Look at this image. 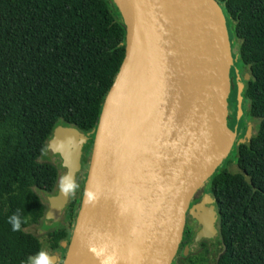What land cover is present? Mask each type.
<instances>
[{
    "label": "water",
    "instance_id": "obj_1",
    "mask_svg": "<svg viewBox=\"0 0 264 264\" xmlns=\"http://www.w3.org/2000/svg\"><path fill=\"white\" fill-rule=\"evenodd\" d=\"M111 1L125 27L124 58L92 132L61 264H99L87 246L93 232L115 249L117 264H170L192 196L235 141L226 126L228 29L215 0ZM87 140L73 127L57 126L46 145L74 181ZM88 188L99 192L95 205L84 203ZM68 201L58 183L47 199L45 226L59 222ZM197 212L204 226V213Z\"/></svg>",
    "mask_w": 264,
    "mask_h": 264
},
{
    "label": "trees",
    "instance_id": "obj_2",
    "mask_svg": "<svg viewBox=\"0 0 264 264\" xmlns=\"http://www.w3.org/2000/svg\"><path fill=\"white\" fill-rule=\"evenodd\" d=\"M215 1L230 30L232 62L248 75L244 116L257 124L248 142L234 144V160L225 158L203 186L218 210L222 264H264V0ZM124 48L125 27L111 0H0V264H28L41 251L26 229L44 226L47 208L36 191L52 195L59 175L39 159L53 130L64 126L88 137L81 160L88 164ZM79 182L60 227L46 233L52 252L64 253L69 243ZM17 213L24 222L14 232L8 218Z\"/></svg>",
    "mask_w": 264,
    "mask_h": 264
},
{
    "label": "flooded vegetation",
    "instance_id": "obj_3",
    "mask_svg": "<svg viewBox=\"0 0 264 264\" xmlns=\"http://www.w3.org/2000/svg\"><path fill=\"white\" fill-rule=\"evenodd\" d=\"M228 76L229 93L226 100V126L235 135V141L233 143L234 145L235 143L248 142L251 137L250 135H247V125L249 123V120L244 116V103L241 99L242 90L241 92L239 91V85L242 84L243 86L244 81H246V74L238 65H236V62L233 61L229 68ZM244 117L247 120L246 127L242 126L241 124V119ZM241 132H243V139L239 137ZM86 144L87 143H85L82 148L83 153ZM83 153L81 160L84 157ZM55 156L59 158L57 154H54L50 157L53 158ZM59 161L61 167L60 158ZM87 168L88 164L82 165L80 172L76 174V183L78 182V178L80 176L79 184L84 185V171L85 169L87 170ZM61 169L64 170L65 174L66 169L62 167ZM64 174L62 176H64ZM59 180L60 177L58 178L56 190L54 193H52V195H55L57 192ZM200 209L204 213V219L206 220V222H204V226H201L200 220L198 219L199 216L197 210ZM64 210L65 208L62 211V215ZM217 219L218 210L216 207L215 199L208 188L202 186L195 192L189 202L188 208L185 212L183 234L170 264H222L224 247ZM60 220H62V216ZM65 252L66 249L64 250V253L62 250L52 252L53 264H61Z\"/></svg>",
    "mask_w": 264,
    "mask_h": 264
},
{
    "label": "clouds",
    "instance_id": "obj_4",
    "mask_svg": "<svg viewBox=\"0 0 264 264\" xmlns=\"http://www.w3.org/2000/svg\"><path fill=\"white\" fill-rule=\"evenodd\" d=\"M79 185L74 181L72 176L65 175L61 176L59 180V188L61 194L65 197L75 195V192ZM99 200L98 190L88 188L84 192V203L85 205H95ZM24 221L21 219L19 214H14L8 218V223L12 225L14 232L20 231L21 225ZM103 241L97 243L96 241ZM89 252L99 261V264H117V255L115 249L110 250V244L105 240L103 234L99 232H93L92 236L88 240ZM28 264H53L52 258L45 251H40L37 256L30 257Z\"/></svg>",
    "mask_w": 264,
    "mask_h": 264
},
{
    "label": "rangeland",
    "instance_id": "obj_5",
    "mask_svg": "<svg viewBox=\"0 0 264 264\" xmlns=\"http://www.w3.org/2000/svg\"><path fill=\"white\" fill-rule=\"evenodd\" d=\"M228 35L229 36L231 35L229 28H228ZM231 52H232V54H235L236 53L234 47H232ZM245 107H246V103H245L244 109H246ZM246 123H247L246 118L245 117L242 118L241 119L242 126L246 127ZM256 124H257V120H249V123L247 125V130H248L247 131V135L248 136L250 135L252 137L254 135L255 129H256ZM239 137L241 139H243V132H241V134H240ZM234 153H235V145L232 146V148H231L228 156L226 157V159L228 158L229 160H232L233 161L234 160V158H233V154ZM224 161H225V159L223 160V162ZM39 162H46V163H50V164L56 166L57 169H58V175H59V177H61L64 174V170L61 169V167H60V161H59V158L57 156L51 158V157H49L47 155V152L45 151L44 152V155L39 159ZM227 169L230 172H233V173H235V172L238 171L237 168H236V166L234 164H229L228 167H227ZM36 193L39 195V197L41 198L42 203L47 208V206H48L47 199L49 198V195L48 194L46 195L45 193L40 192V191H36ZM61 221L62 220H59V222L53 224L51 227H47V226H45V224H44V226L38 224V225H35V226H30L29 228L26 229L29 233H32L33 235H35L39 239V241L41 243V251L47 252L50 257H52L53 255H52V251L49 250V248L47 246V243H46V233L49 230V228L50 229L51 228L52 229H56V228L60 227V225H61L60 222Z\"/></svg>",
    "mask_w": 264,
    "mask_h": 264
}]
</instances>
